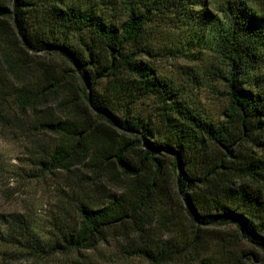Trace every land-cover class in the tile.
<instances>
[{
  "label": "trees",
  "instance_id": "1",
  "mask_svg": "<svg viewBox=\"0 0 264 264\" xmlns=\"http://www.w3.org/2000/svg\"><path fill=\"white\" fill-rule=\"evenodd\" d=\"M167 22L224 66L220 120L192 111L148 60L149 35ZM145 100L156 106L138 113ZM12 126L31 135L37 178L121 192L76 198L73 216L61 208L41 233L29 215H0V245L15 258L118 240L147 264H246L243 251L223 260L205 241L227 226L264 252V158L253 151L264 137V12L246 0L212 10L205 0H0V127Z\"/></svg>",
  "mask_w": 264,
  "mask_h": 264
},
{
  "label": "rangeland",
  "instance_id": "2",
  "mask_svg": "<svg viewBox=\"0 0 264 264\" xmlns=\"http://www.w3.org/2000/svg\"><path fill=\"white\" fill-rule=\"evenodd\" d=\"M43 1V0H36ZM88 0H64L66 4L84 6ZM227 0H205L208 9L219 7ZM254 8L264 12V0H246ZM189 32L177 23L156 24L149 35V43L157 53L153 62L160 78L169 85L192 111L207 121L216 122L222 118L226 106L223 85L216 81L215 73L224 66L216 62L201 44L188 47L186 41ZM156 101L145 100L139 103L138 113H149ZM26 128V127H25ZM12 127H0V215H29L35 222L38 232L48 230L53 217L64 209L71 217L74 200L95 203L104 197L119 196L116 187L100 186L93 191L89 186L70 187L78 184L79 179L65 178L64 174L45 175L37 178L36 158L33 141L28 131ZM262 146L253 148L258 157L264 158V137ZM63 211V210H62ZM233 227H217L209 232L205 241L212 251L223 256V260L232 258L234 249L243 251L246 264H264V252L235 239ZM167 240L166 236L155 239L156 243ZM130 249L118 240L100 244L94 250H82L67 255L57 254L47 259H34L24 255L15 258L14 251L0 245V264H147L145 261L129 255ZM253 253V254H252ZM231 254V255H230ZM254 255V256H253ZM247 258V259H246Z\"/></svg>",
  "mask_w": 264,
  "mask_h": 264
}]
</instances>
